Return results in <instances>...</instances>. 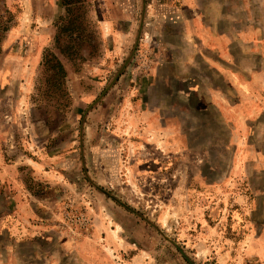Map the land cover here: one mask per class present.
<instances>
[{
    "label": "rangeland",
    "instance_id": "374dc122",
    "mask_svg": "<svg viewBox=\"0 0 264 264\" xmlns=\"http://www.w3.org/2000/svg\"><path fill=\"white\" fill-rule=\"evenodd\" d=\"M263 216L264 0H0L1 256L264 264Z\"/></svg>",
    "mask_w": 264,
    "mask_h": 264
},
{
    "label": "crops",
    "instance_id": "0c3cea01",
    "mask_svg": "<svg viewBox=\"0 0 264 264\" xmlns=\"http://www.w3.org/2000/svg\"><path fill=\"white\" fill-rule=\"evenodd\" d=\"M219 69V68H218ZM220 70V69H219ZM237 72V71H236ZM239 76L235 75V80H236V85L239 82L238 79ZM207 80V79H206ZM226 103H230L227 100H225ZM244 100L242 98L236 99L234 102V105L231 107L230 106V112H234L237 116L239 117H245L244 115ZM226 111H227V106H225ZM224 108V109H225ZM252 114H249V116H253L256 109L253 107L252 108ZM247 112H250L247 111ZM260 226H258V237L253 239L252 242L250 243V251L249 255L258 257L259 260H264V216L261 219ZM13 226H0V234H3L4 231L10 232ZM12 245V243H10ZM27 244L31 247V254H28L26 256H23L21 254H5L4 256L0 257V264H21L22 262H27V264H52L53 258L51 251L48 249H42L41 250V245L43 244L44 248H48L50 241L48 239L44 238H39V237H34L30 239ZM19 245L18 243H15V246ZM48 245V246H47ZM13 246V245H12ZM50 247V246H49Z\"/></svg>",
    "mask_w": 264,
    "mask_h": 264
}]
</instances>
